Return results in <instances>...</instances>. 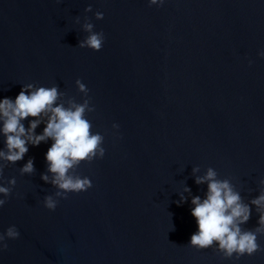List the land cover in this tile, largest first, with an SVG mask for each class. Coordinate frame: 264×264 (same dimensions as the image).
<instances>
[{"label": "water", "instance_id": "1", "mask_svg": "<svg viewBox=\"0 0 264 264\" xmlns=\"http://www.w3.org/2000/svg\"><path fill=\"white\" fill-rule=\"evenodd\" d=\"M89 5L93 12L85 13ZM97 11L103 20H95ZM86 16L104 33L99 52L77 47L87 36ZM261 50L264 0H165L162 7L148 0H0V100L14 101L32 83L58 84L82 102L79 79L96 109L87 117L92 131L105 136L106 149L103 159L77 169L92 188L69 194L55 211L43 200L56 189L41 179L51 140L29 145L4 170V181L17 183L0 208V232L14 225L20 236L0 252V264H264V253L234 261L186 246L198 231L191 198L207 192L195 183L194 167L197 175L212 167L231 179L245 202L259 195ZM30 158L35 173L21 176ZM184 186L191 196L178 205ZM258 219L253 207L243 227H257Z\"/></svg>", "mask_w": 264, "mask_h": 264}, {"label": "clouds", "instance_id": "2", "mask_svg": "<svg viewBox=\"0 0 264 264\" xmlns=\"http://www.w3.org/2000/svg\"><path fill=\"white\" fill-rule=\"evenodd\" d=\"M61 0H57V3ZM165 0H148V6L162 7ZM85 13L93 12L91 5L84 9ZM95 20L104 19L102 12L97 11ZM80 23V17H76ZM87 36L80 40V49L93 52L101 51L105 36L95 32L94 25L86 16L81 25ZM264 59V50L258 52ZM253 61L249 60V67ZM82 102L69 96L59 89L58 84L50 87L37 86L29 83L23 85L20 93L13 101L10 98L0 100V136L4 137L5 148L0 150V208H3L16 186L15 177L4 181V170L9 165L21 161L29 150V145L36 147L51 140L45 160L47 171L41 175L46 184L56 189L54 195H46L44 207L55 211L60 200L69 198V194H79L92 188L88 177H82L77 169L80 165H91L94 160L103 159L106 153L104 147L105 136L100 132H93V124L87 118L96 111L89 97V89L76 80ZM30 119L25 128L23 121ZM44 124L43 132L36 134V129ZM112 129L119 131V125L113 124ZM20 175L31 176L35 173L34 161L29 159L19 169ZM193 175L197 185H207V192L202 199L200 196L191 198V215L196 220L198 231L192 234L190 243L186 245L196 251L212 249L224 260L239 261L243 257H252L257 253H264V247L259 242L264 238V179L259 180V195L245 202L241 192L237 190L231 179H220L212 167H208L203 175L199 167H194ZM191 196V189L184 186L183 192L178 193V205L187 201ZM255 208L259 219L257 227L246 229L243 226L250 220L252 209ZM20 233L13 225L6 231L0 232V252L8 249V241L18 239Z\"/></svg>", "mask_w": 264, "mask_h": 264}]
</instances>
